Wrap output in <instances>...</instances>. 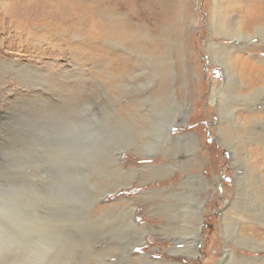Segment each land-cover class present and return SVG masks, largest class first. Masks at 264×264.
<instances>
[{
	"label": "rangeland",
	"instance_id": "374dc122",
	"mask_svg": "<svg viewBox=\"0 0 264 264\" xmlns=\"http://www.w3.org/2000/svg\"><path fill=\"white\" fill-rule=\"evenodd\" d=\"M156 1L0 0V183H31L53 195L56 203L52 213L78 242L66 255L67 264H221L227 251L235 253L233 264L264 262L263 243L257 247L236 237L248 221L259 228V241L264 240V202L252 200L246 187L237 190L239 178L250 173L249 167L263 178L264 169L254 166V159L247 161L249 167L235 159L233 148L241 141L240 129L234 126L230 134L232 127L228 125L233 116L229 113L225 121L221 119L218 98L213 95L226 82L223 66L208 47L212 17L217 15L209 5H215V0H182L191 13V30L184 29L186 25L180 24V17L174 13L178 0H163L170 6L166 17L167 8L162 7V0ZM234 1L241 14L252 2ZM184 7L181 5L182 12ZM153 9L158 12L153 13ZM113 10L131 21L142 16L147 38L168 28L171 41L176 42L175 33L183 31L179 40L183 41V51L170 50L164 74H152L151 64L161 65L163 59L155 55V50L150 58L151 52L143 48L154 46L151 41L134 48L126 41L119 45V39L118 45L109 42L111 47L107 43L95 51L93 41L85 35L117 24L110 18ZM167 17L169 26L164 25ZM154 27L159 28L154 31ZM215 37L217 44H229L233 57H239L240 70L248 62L255 67L252 69L264 73V44H260L258 35L245 40L232 34ZM107 47L114 50L110 52ZM120 61L126 63L125 68ZM25 67L33 72L32 77L36 76L35 83L22 79L27 77L25 71L23 77L20 74ZM165 76L172 93L179 91V100L174 95L178 103L161 107L156 98H160L158 89ZM239 85L244 92V82ZM85 96L91 97L88 104L66 108L72 104V97L82 103ZM259 99L251 107H239L235 114L264 111V97ZM40 103H55L58 115L46 119L39 116ZM183 105L187 107L185 119L173 127L171 140L158 132L160 124L167 119L169 108L180 119ZM74 109L75 115L67 116ZM144 115H150L153 125L159 122L157 130L148 124L137 132L135 120ZM79 119L88 120L93 129L87 142L69 132L70 122ZM221 123L226 126L221 128ZM225 129H229L227 138ZM260 130L264 133L263 126ZM188 135L196 137L194 144L188 141ZM138 137L150 139L152 155L137 148ZM259 142L262 144L246 143L243 151L247 156L253 153V158L254 149L262 153V166L264 136ZM159 169H167L161 178L155 175ZM252 180L256 182L254 177ZM123 183L128 185L119 189ZM174 190L182 193L171 195L176 207L170 218L178 217L182 230L192 228L182 215L196 210L200 203L204 206L194 258L173 254L175 249H182L180 245L188 248L190 229L186 233L167 229L162 216L165 200L153 201V195ZM236 208L247 212L249 218L244 220L240 215L239 219ZM225 218L239 219L230 220L232 226L227 233ZM141 234L146 238L132 247Z\"/></svg>",
	"mask_w": 264,
	"mask_h": 264
},
{
	"label": "bare ground",
	"instance_id": "6f19581e",
	"mask_svg": "<svg viewBox=\"0 0 264 264\" xmlns=\"http://www.w3.org/2000/svg\"><path fill=\"white\" fill-rule=\"evenodd\" d=\"M251 1L252 2L250 4H248L249 9L246 8L247 11H245V14H243V13L241 14L242 10L240 9V6L238 5L237 2H235V1L233 2V0H215V1H213V3L215 5H213L212 3H211V5H209V7H211V10L216 9L217 15L212 17L213 20L211 19L212 21H211V26H210V30H209L210 33L208 31V33H209L208 35L210 36L211 41L208 42V47H209V50L211 51V54L213 55V58L216 59L218 61V63H220L223 66L224 71L226 72V82H225L224 86L221 87L220 89L219 88L216 89L213 92V95L216 96V98H218L217 103L219 105L218 110L220 111V117H221V119L224 120L225 115L230 113L231 116H233V119L231 118L232 124L228 125V127H230V128L232 127L230 134L235 131L234 130L235 128L240 129V133H241V135H240L241 141L239 142L240 147L238 146L239 147L238 148L236 146L233 148L234 157L236 160H241L244 163L246 162V164L248 163L247 161H249L250 159H254L253 160L255 163L254 166L256 165L258 167H263V169H264L263 164H262V166H260L261 165L260 159H261L262 153H260V152L255 153L256 151L254 149V158H253V156L251 155L253 153H251V154L248 153V156H247V155H244L245 151H243V145H245L246 143H248L250 141H252L255 144H257V143L262 144L259 141L264 136V133L261 132V130H260V128H262V126L264 127V111L252 110L251 112H248V113L242 111L241 113L237 112L235 114V112L238 111L237 109L239 107H241V108H242V106L243 107H251V106H253V104L255 102H257V101L260 102V99H259L260 97H264V73H262V71L252 69L255 67H250L248 62H246L244 65H242L243 68H241V70H240L239 69L240 67H238V65H240V63L242 64V62H240V59H237V58H239L238 56L236 57V59H235V57H233V55L231 53L232 49L229 47V44H224V46H223V45H219V44H217V42H215V38H216L215 36L219 33H222V34H225L227 36L228 35L231 36V34H232V35L237 36L238 38H244V40L251 38L255 35H258L260 37V44H264V0H251ZM156 2H158V0ZM160 2H161L162 7L167 8V10H164L165 11V17H166L167 15L170 14L168 11V8L170 6L168 4H166L165 1H163V0ZM175 4H178V7L177 8L174 7V13H176L180 17V24H182L184 26L186 25V27L184 29H186L188 27V30H191L192 25H191V23H189L191 13H189V11L186 10L182 0H178ZM150 5H152V4H150ZM181 5H182V7H184L186 14H185V12H182ZM243 10H245V9H243ZM154 12H158V11H156V9H153V13ZM187 12H188V14H187ZM105 18H107V17H105ZM110 18H111V20H113L117 24H111L112 26L111 25L105 26V28L100 27V28H98L99 30H97V29L94 30L95 35H91L88 33H86V35H85L87 37L88 41L89 40L91 42L93 41V43H94L93 47H94L95 51H97L96 50V49H98L97 47L103 48V45L107 46V43L109 44L110 47H111L110 43L118 45L119 39L121 40L119 45H122L123 42L126 41L127 45L129 47H134V48H139L140 44L146 45V42L151 41L150 43L154 44V46L150 47L149 45H146L143 48H147L146 50H149V52H151L150 58H152L155 55H160L161 59H163V63H160L161 65L157 66V65L151 64V70L153 72L152 74H155V73L160 72V71H161V73L164 74V72L166 70H168L167 69V65H168L167 59L169 56L168 54L172 48H174V50H177V51H181V52L183 51V41L179 42V40L183 36V31L181 33H177V34L175 33V37H178V39L176 38L177 39L176 42L171 41V37H170L171 34L169 33L168 28H165V29H162L161 31H159V34L156 35V37L153 36L151 38H147L146 30L144 28L145 23H143V21H145V20L142 16H138V17H136L135 20L131 21L130 18L125 17V16L123 17V15H121L120 13H117L116 10H115V12L113 10L112 12H110ZM165 23H166V24H164L165 26H169L168 25V23H169L168 17L165 18ZM158 28L159 27H156V28L154 27V29H155L154 31H156V29H158ZM91 32L93 33V31H91ZM159 46L162 49L159 48ZM166 47H167V49H166ZM169 47H170V49H169ZM258 48L259 47L256 46V49H258ZM106 49L110 52H112L114 50V49H110L108 47ZM154 50L156 51L155 55H154V53H152V52H154ZM162 50H163V53L161 52ZM184 50H185V48H184ZM108 51H104V54L110 53ZM124 51H125V48H124ZM252 51H253V49H252ZM261 60H264V59H261ZM262 62H264V61H262ZM120 65L123 66L124 68L126 67L125 62L120 61ZM247 65H249V66H247ZM252 65L257 66L258 64L253 63ZM24 71L26 72L27 77L24 76ZM33 71L35 72L36 70L33 69ZM20 74L22 77L24 76L23 78L22 77L21 78L26 80V81H28V80L30 82L32 81L31 83H35L37 81L36 76L32 77L33 72L27 70L26 67L23 68V70H21ZM168 81H169L168 77H166V76L163 79H161V81H160V87H159L158 91L161 94H160V98L158 97L159 95L157 96L156 101L158 99L161 107H163L162 105H165V104L173 105L172 103L177 102L179 100V96H177L178 95L177 93H179V91L177 90L176 93L175 92L172 93L171 85H169ZM234 82H240L239 84L244 82V84L246 85V90L244 92H242V89L240 88L241 86L239 84L238 85L234 84ZM234 85L236 86V88L234 87ZM216 91H217V93H216ZM227 94H229V95H227ZM231 94L237 95L238 97H236V96L233 97ZM174 95H175L176 99H178V100L174 99ZM239 98H241V99L239 100ZM72 99H70V101H72L73 105L71 104V102L70 103L67 102L68 105L66 108L72 109L74 107L78 108L80 105L84 106V105L89 103V100H91V97L90 98H87L86 96L83 97L82 103L77 102L76 98L72 97ZM236 99H238L239 101L237 102ZM173 100H175V101H173ZM134 102H137V101L134 100ZM37 105L34 106L33 111H35V107H37ZM38 106H40V110H39L40 115L39 116L43 117L44 119H46V117H54L53 116L54 113H57V115L59 113V108H57V105H55V103H48V104H41L40 103V105H38ZM81 107H79V108H81ZM239 110H241V109H239ZM75 112H76V109L71 111L70 114H67V116L68 115H75ZM186 112H187V107L184 106L182 112L180 113V116H182V117L179 119L175 115V112H172V110H170V108H169L168 117L166 120L161 122L158 132L161 133L162 135H164L165 137L172 140V137H173L172 129L175 125L183 123V121L185 119V113ZM35 113H36V111H35ZM34 117H35V115H34ZM137 119H138V122L135 120V123H137L136 127L137 126L139 127L137 129V132H139L141 129H144V127H146L148 124L153 125V123H155L151 119L150 115L149 116H146V115L137 116ZM220 122H222V120H220ZM158 125H159V122L156 123L155 125H153L154 127H156V130H157ZM225 126H226L225 123L220 124L221 128H224ZM234 126H235V128H234ZM228 130H226L228 133H226L225 138H227L228 135H230ZM193 138H196V137L193 135L187 136L188 141L191 140V143L194 144L195 142H194ZM150 142H151L150 139L148 141L146 138L138 137L137 148L141 149L142 151H145V153H146L145 155H152L151 148L153 146H151L152 144H150ZM162 147H164L165 150L167 149V146H165V145H163ZM193 147H195V146H193ZM173 148H175V146H173ZM121 150L122 149H119V151H121ZM127 150L133 151L132 149H127ZM173 151L177 152L176 150H173ZM134 154H136V153H134ZM202 154L204 155V153H202ZM116 159H117V162L119 161V163L121 165L123 164V162H121L120 158H116ZM194 162H197V159H195ZM247 165L249 167V164H247ZM166 170L159 169V170H157L155 175L156 176L158 175V178H161L165 175L164 171H166ZM249 171H250V173L244 174L243 177L241 176L239 178L237 190L242 189L243 187H246L249 189V191L251 193L250 196H251L252 200L253 199H256V200L259 199V200L264 202V178L261 177L259 174L255 173L251 167H249ZM120 174H118V175L120 176ZM252 177H254L256 179V182H254L252 180ZM116 181H118V180H116ZM127 185H128V183H123V184L118 185V187H119V189H121V188H125V186H127ZM173 193H177L176 195H179L182 193V191L174 190L172 192L167 191L165 194H156L157 196L153 195L154 196L153 201L157 202L159 200H165L164 203L162 204L164 206V209L162 211V216L165 217L167 229L172 230V231L175 230V232H178L180 229L181 232L184 231L185 233H186V230L190 229V231L189 230L188 231H189V234L191 235V238H190L188 248L185 247V245H180V246H182L181 247L182 249H180V248L175 249L173 251V254L181 253V254H185V256H187L189 258H194L197 255V251H198V243H199V239H200L199 226H200L202 218H203V211H204L203 207L204 206L201 205L203 203H200L199 208L197 207L196 210H193L194 208H192V210L190 212L188 211L189 213H185L182 215V218H184V221H189L190 225L192 226V228H187V226H186L187 229L182 230L180 225H179L180 222H177L178 217L170 218V213L176 207V205L173 204L171 201V195ZM155 196H156V198H155ZM239 198H241V197H239ZM180 206L182 207V205H180ZM129 212L132 214V208H131V210H129ZM163 212H165V213H163ZM234 213L238 216L239 219L241 216H242L241 218H244V217L249 218L247 215V212L245 213L240 209L236 208ZM246 218H244V220H246ZM239 219H237V218L226 219L225 218V220H224V228L225 229L224 230L226 231V233L229 232V230H230L229 228H231V226H232V224L230 223V220L231 221L234 220V222H237ZM181 221H182V219H181ZM263 222H264V220H263ZM133 225L137 226V223L135 222V220L133 221ZM259 234H260L259 228L254 227V226L252 227V225H249V223L247 221V225H243V228L238 231L236 237L238 238L239 241L243 240V241H246L247 243H250L251 245H255V246L259 247V245H261L262 243L264 244V240L259 241V238H258ZM145 238H146V236L144 234H141L140 239L138 241H136L132 245V247H134L135 245H138V243L140 244ZM185 243H187V242L185 241ZM226 253L227 254L223 258L221 264H233L232 260L235 259V257H234L235 253L232 251H227ZM166 263H168V264H180V263H174V262H166ZM161 264H164V263H161ZM247 264H264V262H260V263L249 262Z\"/></svg>",
	"mask_w": 264,
	"mask_h": 264
},
{
	"label": "clouds",
	"instance_id": "9594fccd",
	"mask_svg": "<svg viewBox=\"0 0 264 264\" xmlns=\"http://www.w3.org/2000/svg\"><path fill=\"white\" fill-rule=\"evenodd\" d=\"M69 132L84 142L93 135L86 119L70 122ZM55 203L35 184L0 183V264H67L78 242L52 213Z\"/></svg>",
	"mask_w": 264,
	"mask_h": 264
}]
</instances>
